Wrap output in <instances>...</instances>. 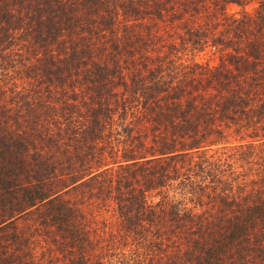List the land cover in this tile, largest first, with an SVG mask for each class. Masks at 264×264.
<instances>
[{"label":"trees","instance_id":"obj_1","mask_svg":"<svg viewBox=\"0 0 264 264\" xmlns=\"http://www.w3.org/2000/svg\"><path fill=\"white\" fill-rule=\"evenodd\" d=\"M0 264H264V0H0Z\"/></svg>","mask_w":264,"mask_h":264},{"label":"rangeland","instance_id":"obj_2","mask_svg":"<svg viewBox=\"0 0 264 264\" xmlns=\"http://www.w3.org/2000/svg\"><path fill=\"white\" fill-rule=\"evenodd\" d=\"M199 58V57H198Z\"/></svg>","mask_w":264,"mask_h":264}]
</instances>
